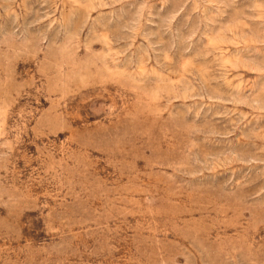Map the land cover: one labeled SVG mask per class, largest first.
<instances>
[{
	"label": "rangeland",
	"instance_id": "obj_1",
	"mask_svg": "<svg viewBox=\"0 0 264 264\" xmlns=\"http://www.w3.org/2000/svg\"><path fill=\"white\" fill-rule=\"evenodd\" d=\"M0 264H264V0H0Z\"/></svg>",
	"mask_w": 264,
	"mask_h": 264
}]
</instances>
